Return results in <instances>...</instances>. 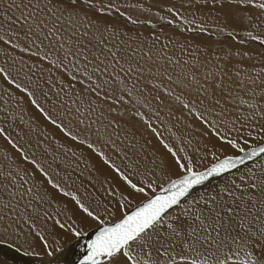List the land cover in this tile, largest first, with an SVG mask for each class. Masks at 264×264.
Segmentation results:
<instances>
[{
    "label": "snow or ice",
    "instance_id": "1",
    "mask_svg": "<svg viewBox=\"0 0 264 264\" xmlns=\"http://www.w3.org/2000/svg\"><path fill=\"white\" fill-rule=\"evenodd\" d=\"M159 3L0 0V264H264V0Z\"/></svg>",
    "mask_w": 264,
    "mask_h": 264
},
{
    "label": "rangeland",
    "instance_id": "2",
    "mask_svg": "<svg viewBox=\"0 0 264 264\" xmlns=\"http://www.w3.org/2000/svg\"><path fill=\"white\" fill-rule=\"evenodd\" d=\"M129 2L135 3V2H141L144 3L145 7L148 6H152V12L151 13H141L137 10H128V9H124L125 11H129L130 14H132L134 17L135 16H140L141 19L145 18L146 16H151L153 13H155L157 10L162 9L163 5L159 3V0H129ZM161 14L166 15V13H164L163 11L161 12ZM171 18V17H170ZM158 18L153 17V22H156ZM141 31H144L145 35L148 34V32L150 31V29H144L141 28ZM185 35H191L190 33H186ZM204 42L205 43H212V40L209 39L208 37H204ZM234 47H240L239 45H234ZM246 48V46H244ZM0 143H3L2 140H0ZM157 191H159V187H157ZM107 219V218H105ZM110 223L112 222L111 220L109 221ZM98 227V225H91L90 227H88V231L90 233H92L94 231V228ZM87 238V237H86ZM69 239H71L69 237ZM69 245L66 244V247H68Z\"/></svg>",
    "mask_w": 264,
    "mask_h": 264
}]
</instances>
